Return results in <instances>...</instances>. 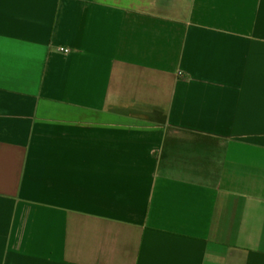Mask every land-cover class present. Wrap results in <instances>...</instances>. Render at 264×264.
I'll return each mask as SVG.
<instances>
[{
  "label": "crops",
  "instance_id": "1",
  "mask_svg": "<svg viewBox=\"0 0 264 264\" xmlns=\"http://www.w3.org/2000/svg\"><path fill=\"white\" fill-rule=\"evenodd\" d=\"M153 1L0 0V264H264V0Z\"/></svg>",
  "mask_w": 264,
  "mask_h": 264
},
{
  "label": "rangeland",
  "instance_id": "2",
  "mask_svg": "<svg viewBox=\"0 0 264 264\" xmlns=\"http://www.w3.org/2000/svg\"><path fill=\"white\" fill-rule=\"evenodd\" d=\"M137 2V4L139 5H143V6H147V7H151L153 8L155 6V3L153 0H135ZM184 2H188V0H184ZM183 3V7H184Z\"/></svg>",
  "mask_w": 264,
  "mask_h": 264
}]
</instances>
